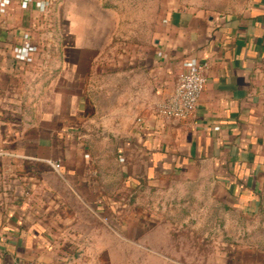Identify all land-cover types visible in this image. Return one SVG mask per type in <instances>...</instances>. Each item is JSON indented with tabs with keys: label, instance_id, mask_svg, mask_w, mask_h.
I'll return each mask as SVG.
<instances>
[{
	"label": "crops",
	"instance_id": "crops-1",
	"mask_svg": "<svg viewBox=\"0 0 264 264\" xmlns=\"http://www.w3.org/2000/svg\"><path fill=\"white\" fill-rule=\"evenodd\" d=\"M13 21L0 14V264H103L119 245L103 239L105 212L123 191L134 198L172 176H207L213 194L259 209L264 0H173L143 34L85 11L78 32L64 18L63 46L45 49ZM25 34L31 61H7ZM189 58L204 64L198 104L187 120L162 118ZM18 64L27 90L9 94L3 79Z\"/></svg>",
	"mask_w": 264,
	"mask_h": 264
},
{
	"label": "rangeland",
	"instance_id": "rangeland-1",
	"mask_svg": "<svg viewBox=\"0 0 264 264\" xmlns=\"http://www.w3.org/2000/svg\"><path fill=\"white\" fill-rule=\"evenodd\" d=\"M172 1L42 0L38 5L28 3L23 7L18 0H9L0 14L13 18L11 30L21 26L38 34L31 41L45 49L47 44L63 46L60 34L69 25L64 18L70 17L71 30L78 32L79 18L85 11L93 17L100 16L103 28L143 34L150 25L154 32ZM31 15L37 20L31 26L29 21L19 20ZM49 33L54 35L53 39L48 38ZM75 42L65 40L66 46L74 47ZM6 46V60L10 61L16 46L11 42ZM75 57L72 53L73 61ZM19 65L5 73L8 78L3 80L9 94H16V90L23 94L27 90ZM200 170L205 172L207 168ZM189 179L192 181L172 176L152 191L137 187L134 198L126 190L120 193L115 200L116 212H105L103 216L105 243L109 238L113 244L119 242L105 251L103 264H264V182L260 188L262 202L256 210L243 207L238 199L225 198L221 190L213 194L207 176L192 174Z\"/></svg>",
	"mask_w": 264,
	"mask_h": 264
},
{
	"label": "built area",
	"instance_id": "built-area-1",
	"mask_svg": "<svg viewBox=\"0 0 264 264\" xmlns=\"http://www.w3.org/2000/svg\"><path fill=\"white\" fill-rule=\"evenodd\" d=\"M42 0H19L20 4L25 7L28 3L38 5ZM9 0H0V12L8 4ZM25 44L14 48V58L20 61H30V52L34 50L32 44L28 42V34L24 35ZM184 72L177 76L173 91L166 99L157 106V114L165 119L187 120L193 114L200 95L205 86V77L203 74L204 64L194 58H189L183 62ZM6 154L0 149V155ZM54 167L57 169L58 164Z\"/></svg>",
	"mask_w": 264,
	"mask_h": 264
}]
</instances>
